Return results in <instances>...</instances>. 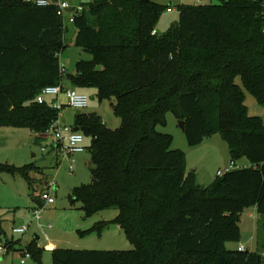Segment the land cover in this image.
<instances>
[{
	"label": "trees",
	"instance_id": "1",
	"mask_svg": "<svg viewBox=\"0 0 264 264\" xmlns=\"http://www.w3.org/2000/svg\"><path fill=\"white\" fill-rule=\"evenodd\" d=\"M80 6L74 44L92 58L78 61L75 75H62L68 27L57 7L0 0V125L40 138L61 110L38 95L65 78L76 88H95L100 101L113 100L121 119L111 128L98 113L76 114L73 126L92 138V181L76 187L73 199L88 213L116 207L115 222L135 247L57 249L54 264H264L259 250L226 246L239 240L246 208L256 207L264 219V120L246 105L248 91L264 106V0L179 4L178 23L161 34L156 26L170 6L157 0ZM168 113L185 121L189 146L220 134L234 164L246 156L252 165L199 184L185 151L159 129ZM23 174L28 178L29 169ZM35 240L21 251L39 262ZM21 243L12 237L5 247Z\"/></svg>",
	"mask_w": 264,
	"mask_h": 264
},
{
	"label": "rangeland",
	"instance_id": "2",
	"mask_svg": "<svg viewBox=\"0 0 264 264\" xmlns=\"http://www.w3.org/2000/svg\"><path fill=\"white\" fill-rule=\"evenodd\" d=\"M71 6H80L87 0H61ZM159 3L170 6L166 9L156 26V31L161 34L179 21V4H209L219 0H157ZM68 30L66 32L67 47L60 54V63L64 64L68 74L75 75L77 63L80 60H89L92 56L74 44L76 28L69 19L65 18ZM68 80V79H66ZM237 82L242 86L241 79ZM62 85L70 87L66 81ZM70 85V86H69ZM88 96L85 112H95L101 115L103 121L111 128L120 126L121 119L114 114L111 102L113 100L100 101L97 90L93 87L77 88ZM61 118L69 126L75 122L76 110L68 105L65 92L61 93ZM53 97L47 98L53 102ZM246 105L249 114L260 116L264 120V106L260 105L255 97L246 91ZM168 123L165 127H159L162 132L174 136V145L187 142L186 136L179 125V120L173 113L167 115ZM92 138L85 135L84 145L86 150L74 155L76 160L75 171L70 169L68 158L62 159L61 153L52 149L51 138H38L30 129L13 125H0V165L4 168L0 173V245L5 248L6 239H22L15 249L6 247L0 249V264H22L23 250L32 240L41 249V260L35 261L33 257L26 259L25 264H54L53 253L57 249H95V250H130L135 246L127 235L115 222L119 210L116 207L100 210L96 213H88L80 201L74 200V189L92 181L90 168L87 165L90 160L88 146ZM213 142L214 156L200 159V147L189 146L187 151L188 166L195 172L196 181L204 186H209L217 177L219 170H225L223 163L229 161L230 167H234L227 155L228 143L220 134L211 136L206 144L208 148ZM173 145V147H174ZM46 147L43 150L42 147ZM206 146V145H205ZM188 147V148H189ZM203 148V147H201ZM185 151V150H184ZM186 152V151H185ZM201 154V153H200ZM213 154V153H212ZM243 163H252L244 159ZM237 165H241L239 162ZM29 169L28 178L23 170ZM33 182L31 184V181ZM55 179L56 186L51 190L55 196V203L45 205L39 198L41 190H46L48 180ZM37 196V201L33 200ZM40 210L42 218H36L35 210ZM260 215L256 207L246 208L240 215V238L237 241H229L228 249H237L241 243L251 251L259 250L264 243V230L259 219ZM50 225V226H49ZM106 225L102 230L99 226ZM26 227L25 233H13L14 228Z\"/></svg>",
	"mask_w": 264,
	"mask_h": 264
},
{
	"label": "built area",
	"instance_id": "3",
	"mask_svg": "<svg viewBox=\"0 0 264 264\" xmlns=\"http://www.w3.org/2000/svg\"><path fill=\"white\" fill-rule=\"evenodd\" d=\"M36 3L40 6L55 5L57 7V14L64 19V25L67 28L65 21L66 15H69L71 23L74 21L76 14H79L83 10V6H71L68 2L61 0H35ZM60 57V55H59ZM60 73L62 75L67 74V69L64 64L60 63ZM65 92L68 105L74 109L82 110L88 106V96L84 93H81L77 90L76 87L70 86L65 88L62 83L56 85H50L44 87L40 94L38 95V101L43 103L47 100L49 96L59 97L61 93ZM54 106L61 109V104L58 100L54 101ZM40 138H51V141L56 144L58 147L62 159L68 158L70 161L71 171H75V158L74 155L77 153L84 152L86 147L84 146L85 135L82 131H74L73 126L66 125L63 123L61 117L54 122L44 131L38 133ZM43 150H46V147H42ZM232 165L234 163L232 162ZM231 169V167L226 168L225 170H219L217 175L221 176L226 171ZM56 186L55 179L48 180V187L46 190H41L39 193V198L47 204L55 203V196L51 194V190ZM36 218L40 220L42 218L41 211L35 210ZM50 226V225H49ZM27 230L26 227L14 228L13 233H25ZM0 249L6 250L3 245H0ZM239 250H245V246L241 243L238 247ZM31 253L26 250L23 252V257L21 262L24 263L26 259L31 258Z\"/></svg>",
	"mask_w": 264,
	"mask_h": 264
},
{
	"label": "crops",
	"instance_id": "4",
	"mask_svg": "<svg viewBox=\"0 0 264 264\" xmlns=\"http://www.w3.org/2000/svg\"><path fill=\"white\" fill-rule=\"evenodd\" d=\"M201 3V2H200ZM200 3H198V4H200ZM66 81H68V80H66V78L63 80V83H65ZM71 85V84H70ZM69 85V86H70ZM72 86V85H71ZM83 89V88H82ZM54 99H53V101H56V100H58L59 102L62 100V96H61V94L59 95V97H53ZM82 111V110H81ZM85 112V111H84ZM76 116V115H75ZM62 119V121H63V123H65V120L63 119V117L61 118ZM169 121V120H168ZM75 123V122H74ZM66 124V123H65ZM67 125V124H66ZM74 125V124H73ZM73 125H71V126H73ZM75 126H73V128H74ZM81 131V130H80ZM183 132H184V130H183ZM211 137V136H210ZM210 137H206L205 139H204V141L201 143V144H199V145H197V146H194L195 148H197V147H200V153H199V156H200V159H206L208 156H210V157H213L214 156V152H215V149H214V147H213V142L211 143V144H209L211 147H212V149L211 148H208V145L206 144V141L210 138ZM84 142H85V140H84ZM174 145V144H173ZM206 145V146H205ZM51 146H52V149H54V151L55 152H57L58 154H60V151H59V149H58V147L56 146V144H54L53 142L51 143ZM85 146V145H84ZM86 147V146H85ZM189 147V145H188V143L187 142H185V143H182V142H180L178 145H174V148H179V149H182V150H185L186 152V159H187V151H191V153H192V151L193 150H190V149H192V148H188ZM192 147V146H191ZM201 147H203V148H201ZM214 151V152H213ZM82 153V152H81ZM213 153V154H212ZM77 154H79V153H77ZM76 155V154H75ZM227 155H228V157H229V159L230 160H232L231 159V154H230V150H227ZM244 159H247V160H249V158L248 157H246V156H244V157H242V158H240V159H238L237 161H235V164H234V167H231V168H242V167H249L250 165L249 164H246V163H243V161H245ZM89 161L90 160H88V162H87V165L89 166ZM250 161V160H249ZM238 162L241 164V165H237L238 164ZM75 164H76V160H75ZM231 164H232V161H231ZM223 166L225 167V169L226 168H229L230 167V165H229V161H226L225 163H223ZM189 166H188V159H187V171H190L189 169ZM22 263V262H21ZM26 263V261L24 262V263H22V264H25Z\"/></svg>",
	"mask_w": 264,
	"mask_h": 264
},
{
	"label": "water",
	"instance_id": "5",
	"mask_svg": "<svg viewBox=\"0 0 264 264\" xmlns=\"http://www.w3.org/2000/svg\"><path fill=\"white\" fill-rule=\"evenodd\" d=\"M81 112H82L81 110H76V114H80ZM179 125L182 128V130H184V128H185V121L179 120ZM74 131H80V127L79 126H75L74 127Z\"/></svg>",
	"mask_w": 264,
	"mask_h": 264
}]
</instances>
